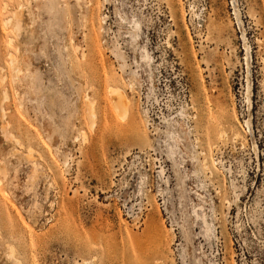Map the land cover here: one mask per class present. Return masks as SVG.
<instances>
[{
    "label": "rangeland",
    "instance_id": "374dc122",
    "mask_svg": "<svg viewBox=\"0 0 264 264\" xmlns=\"http://www.w3.org/2000/svg\"><path fill=\"white\" fill-rule=\"evenodd\" d=\"M0 68V264H264V0H0Z\"/></svg>",
    "mask_w": 264,
    "mask_h": 264
},
{
    "label": "bare ground",
    "instance_id": "6f19581e",
    "mask_svg": "<svg viewBox=\"0 0 264 264\" xmlns=\"http://www.w3.org/2000/svg\"><path fill=\"white\" fill-rule=\"evenodd\" d=\"M170 12H171V17H172V20L175 21V13L173 12L172 10V7L170 6ZM18 16V15H17ZM16 16V18H17ZM16 25H15V28L17 29H20L21 28V25H20V19L17 18L16 19ZM137 27L139 26L138 24H135ZM143 59H144V62L147 64V65H151V62H152V57L150 55V53H148L146 50L143 51L142 53V56H141ZM9 60L11 62L12 65H15L16 63V59H15V56L13 55V53H9ZM9 62V63H10ZM124 62V61H123ZM2 68V67H1ZM0 68V70H1ZM4 68V67H3ZM2 68V69H3ZM17 69V67H16ZM14 69V70H16ZM16 72H19L18 70H16ZM150 73V72H149ZM150 76L152 77L151 73H150ZM2 77H4V74H2ZM5 78V77H4ZM1 81V80H0ZM6 89V88H4ZM109 91V100H110V103H111V106L114 108L115 112L122 117H127L128 116V112H129V104H130V100L129 98L127 97V95L125 94V91L121 88L120 85H110L108 86ZM5 91V90H4ZM3 92V90H2ZM87 94V93H86ZM85 94V95H86ZM1 95H7V94H1ZM5 98V97H4ZM2 97V99H4ZM7 98V97H6ZM87 98V97H85ZM2 101V100H0ZM87 102V112H88V115L90 118H94L95 117V109H94V101L92 100V98L90 99V97H88L86 99ZM1 109L3 110V108L1 107ZM8 109V108H7ZM2 110H0L2 112ZM0 112V113H1ZM3 114V113H1ZM4 116V115H2ZM202 114L201 116L198 118L197 120V123L199 124V122L201 121L202 119ZM1 118V116H0ZM96 119V118H94ZM93 119V120H94ZM246 123H248V121H246ZM7 124V123H6ZM95 124V123H93ZM176 124H178V127L175 128L174 130V141L176 142L175 146L174 147H171L169 152H168V158L171 160L172 162V166H173V170L175 172V174L177 175V178H178V184H179V187H180V190H181V193H182V197L185 198V193L186 192V189H185V177L188 176L187 174H185L181 169H180V165L182 164V161L180 160H184L183 158V155L181 154V146H180V142L183 141V139H187V134L190 132V129L186 130V128L178 123L176 121ZM5 125V124H4ZM3 125V126H4ZM92 127V126H91ZM4 128V127H3ZM224 127L221 126L220 127V132H219V136L220 138H225L226 137V131L225 129H223ZM12 133V132H11ZM9 134V133H8ZM13 134V133H12ZM14 137V136H13ZM12 137V138H13ZM184 137V138H183ZM9 138V137H8ZM16 138V137H15ZM14 139V138H13ZM18 139V138H17ZM16 139V140H17ZM242 139V140H241ZM200 140V136L197 135L196 133V138H195V142H196V145H198V142ZM234 140H240L242 141L241 144L245 143V137L244 135H242L241 131L239 129H236L235 132H234ZM17 142V141H16ZM194 145V147L196 146ZM21 146V145H20ZM18 146V147H20ZM186 146V145H185ZM29 149V147H27ZM177 148L179 149L177 151ZM30 149H32L30 147ZM26 151H29L30 150H26ZM177 152V153H176ZM27 153V156H28V152ZM201 154V159H199V157H197V152L194 153L192 156H191V159L194 160L197 165L200 167V169H202L205 173H209L208 175L211 176L214 172V169H213V163H214V160H212L211 162L208 160V156H207V153H206V150H202L199 152ZM25 154V153H24ZM177 155V157H176ZM40 156V155H39ZM32 158V157H30ZM213 162V163H212ZM215 164V163H214ZM183 168V166H182ZM161 171L163 172V167L161 168ZM219 192V191H218ZM238 197V195H237ZM201 208V206L199 205V207H196V206H193V209H192V213L194 214V216L196 218H199L201 219L202 223L204 224V229H205V232L206 234L209 236L211 235V231H212V226H211V222L209 223V221L207 220L206 218V213L201 210L199 211V209ZM13 246L10 245V249H11V253L9 252L8 255L12 254V251H13ZM8 249V250H10ZM12 256V255H11ZM14 259V262L16 260L17 264H22L20 258H13ZM194 264H203L202 260L198 257V258H195V261H194Z\"/></svg>",
    "mask_w": 264,
    "mask_h": 264
}]
</instances>
